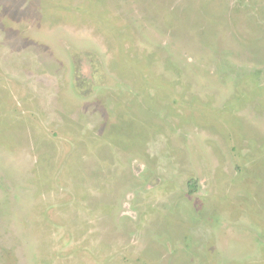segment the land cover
I'll list each match as a JSON object with an SVG mask.
<instances>
[{
  "label": "rangeland",
  "instance_id": "1",
  "mask_svg": "<svg viewBox=\"0 0 264 264\" xmlns=\"http://www.w3.org/2000/svg\"><path fill=\"white\" fill-rule=\"evenodd\" d=\"M0 264H264V0H0Z\"/></svg>",
  "mask_w": 264,
  "mask_h": 264
}]
</instances>
